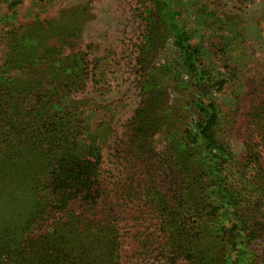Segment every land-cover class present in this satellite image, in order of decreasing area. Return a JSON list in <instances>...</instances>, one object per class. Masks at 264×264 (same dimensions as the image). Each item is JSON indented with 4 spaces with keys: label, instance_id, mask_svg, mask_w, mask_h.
<instances>
[{
    "label": "trees",
    "instance_id": "1",
    "mask_svg": "<svg viewBox=\"0 0 264 264\" xmlns=\"http://www.w3.org/2000/svg\"><path fill=\"white\" fill-rule=\"evenodd\" d=\"M133 2L139 100L110 132L113 106L79 98L80 11L24 23L0 0V264H264V90L223 105L172 0ZM169 45L179 68L154 83Z\"/></svg>",
    "mask_w": 264,
    "mask_h": 264
},
{
    "label": "rangeland",
    "instance_id": "2",
    "mask_svg": "<svg viewBox=\"0 0 264 264\" xmlns=\"http://www.w3.org/2000/svg\"><path fill=\"white\" fill-rule=\"evenodd\" d=\"M172 2L180 13V25L192 36V44L204 45L202 68L216 82H225L223 91L227 93L216 95L223 105L231 108L235 104L231 92L240 95L255 86L264 90V0ZM1 5L5 10L1 9L0 15H11L6 5ZM70 9L80 11L84 19L80 34L82 50L88 54L91 69L85 93L79 98L91 100L97 107L113 106L112 132L130 116L139 100L134 67V45L141 33L138 13L133 0H46L41 3L21 0L16 14L26 23L33 15L41 19L59 15L65 19ZM56 27L60 29L59 25ZM216 48L221 52L214 55L211 50ZM176 62L175 51L169 45L153 62L148 78L168 85L173 71L179 68ZM198 89L200 87L195 91ZM94 115L98 119L102 112ZM107 139L100 140L103 169L114 170L112 143ZM88 145V142L82 143L84 149ZM241 150L240 143H235L233 153L239 155Z\"/></svg>",
    "mask_w": 264,
    "mask_h": 264
}]
</instances>
